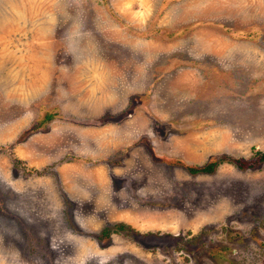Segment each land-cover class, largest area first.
Instances as JSON below:
<instances>
[{"label": "rangeland", "instance_id": "374dc122", "mask_svg": "<svg viewBox=\"0 0 264 264\" xmlns=\"http://www.w3.org/2000/svg\"><path fill=\"white\" fill-rule=\"evenodd\" d=\"M256 151L264 0H0V264H264Z\"/></svg>", "mask_w": 264, "mask_h": 264}, {"label": "trees", "instance_id": "16d2710c", "mask_svg": "<svg viewBox=\"0 0 264 264\" xmlns=\"http://www.w3.org/2000/svg\"><path fill=\"white\" fill-rule=\"evenodd\" d=\"M48 117H50V116H48ZM226 159L230 163L234 164V166L240 170L252 169V168H255L256 166H258L260 163L264 162V152L256 151L254 153V155L248 160L241 159V158H226ZM220 160H224V158L219 159L217 161H210L201 167L185 165V168L191 174H197V173L210 174L213 172L214 168L217 165V162H219ZM177 164L183 165L181 162H177ZM114 228L121 229L123 227L121 225L116 224V225H114Z\"/></svg>", "mask_w": 264, "mask_h": 264}, {"label": "water", "instance_id": "95a60500", "mask_svg": "<svg viewBox=\"0 0 264 264\" xmlns=\"http://www.w3.org/2000/svg\"><path fill=\"white\" fill-rule=\"evenodd\" d=\"M132 105L130 104L125 110L124 112H122V114H125L129 109H131Z\"/></svg>", "mask_w": 264, "mask_h": 264}]
</instances>
